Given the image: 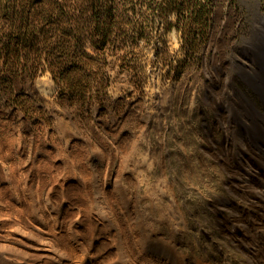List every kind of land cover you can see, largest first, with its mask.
I'll use <instances>...</instances> for the list:
<instances>
[{"label":"rangeland","instance_id":"rangeland-1","mask_svg":"<svg viewBox=\"0 0 264 264\" xmlns=\"http://www.w3.org/2000/svg\"><path fill=\"white\" fill-rule=\"evenodd\" d=\"M257 10L264 13V0H215L204 37L181 29L177 11L163 20L152 15L151 24L159 30L141 35L133 30L134 24L115 28L105 53L89 30L78 49L94 58L87 79H75L74 87L60 86L44 66L9 76L0 64V169L13 170L19 177L23 161L31 163L53 148L69 169L98 172L104 166L98 151L104 148L115 152L111 168L117 170L119 150L150 125L156 170L169 176L190 221L182 251L204 254L223 264H252L221 233L209 202L231 197L241 205L235 212L257 213L258 208L241 189L228 188L229 182L243 176V169L203 150L207 144L203 127L212 124L223 140L224 124L231 131L232 145L240 144L244 129L233 121L239 114L253 113L234 103L238 87L249 91L264 110L259 91L225 59L242 57L246 48H252L263 29ZM137 18V25H144ZM173 31L178 42L171 37ZM228 71L234 80L228 78ZM44 77L53 86L50 100L38 91V80ZM66 110L78 126L62 116ZM222 112H227L226 118H221ZM259 120L264 124V117ZM117 133L121 139L116 142ZM144 158L141 151L130 161Z\"/></svg>","mask_w":264,"mask_h":264},{"label":"bare ground","instance_id":"bare-ground-1","mask_svg":"<svg viewBox=\"0 0 264 264\" xmlns=\"http://www.w3.org/2000/svg\"><path fill=\"white\" fill-rule=\"evenodd\" d=\"M257 13L263 29L252 48L242 57L225 59L264 101V13ZM171 37L178 42L176 31ZM228 74L234 80L232 72ZM45 79L38 80L37 87L50 100L53 86ZM234 95V103L253 113L239 114L233 121L244 129L242 141L232 145L224 124L223 140L212 124H205L203 150L243 169V176L228 188L241 189L258 212H235L241 205L231 197L213 198L209 206L228 241L252 264H264V124L259 120L264 110L249 91L238 87ZM62 113L78 126L70 111ZM152 129L147 126L141 137L118 149L117 170L111 168L115 152L104 148L98 151L104 164L98 172L69 169L53 148L31 163L23 161L19 177L13 170L0 169V264H223L182 251L190 221L173 182L156 170L157 159L150 151ZM117 134L116 142L121 139ZM141 151L142 161H130ZM251 162L260 169L246 166Z\"/></svg>","mask_w":264,"mask_h":264},{"label":"trees","instance_id":"trees-1","mask_svg":"<svg viewBox=\"0 0 264 264\" xmlns=\"http://www.w3.org/2000/svg\"><path fill=\"white\" fill-rule=\"evenodd\" d=\"M214 7L215 0H0V64L9 76L44 66L60 86L74 87L75 79H87L94 58L78 49L87 31L105 53L115 28L134 24L148 35L159 30L152 15L162 19L177 11L181 29L204 37Z\"/></svg>","mask_w":264,"mask_h":264}]
</instances>
